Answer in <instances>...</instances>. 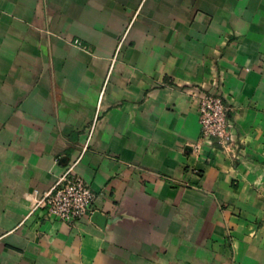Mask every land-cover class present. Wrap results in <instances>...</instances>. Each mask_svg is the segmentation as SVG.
<instances>
[{
	"label": "crops",
	"instance_id": "1",
	"mask_svg": "<svg viewBox=\"0 0 264 264\" xmlns=\"http://www.w3.org/2000/svg\"><path fill=\"white\" fill-rule=\"evenodd\" d=\"M76 160L100 217L30 215ZM0 264H264V0H0Z\"/></svg>",
	"mask_w": 264,
	"mask_h": 264
},
{
	"label": "built area",
	"instance_id": "2",
	"mask_svg": "<svg viewBox=\"0 0 264 264\" xmlns=\"http://www.w3.org/2000/svg\"><path fill=\"white\" fill-rule=\"evenodd\" d=\"M195 96L198 97L202 139H215L220 150L238 158L239 146L234 139V129L229 119V107L223 98L219 94L202 90H199ZM86 145L84 148L87 147ZM200 148V142L193 144L194 152L198 153ZM77 163L78 160L69 164L49 189L45 191L35 189L29 194L30 215L38 213L73 225L94 213L93 204L96 194L76 173Z\"/></svg>",
	"mask_w": 264,
	"mask_h": 264
},
{
	"label": "water",
	"instance_id": "3",
	"mask_svg": "<svg viewBox=\"0 0 264 264\" xmlns=\"http://www.w3.org/2000/svg\"><path fill=\"white\" fill-rule=\"evenodd\" d=\"M100 217V213H98V212H96V213H94V217Z\"/></svg>",
	"mask_w": 264,
	"mask_h": 264
}]
</instances>
